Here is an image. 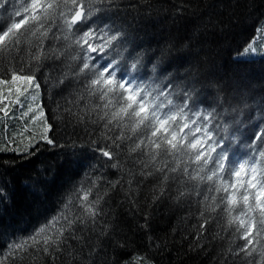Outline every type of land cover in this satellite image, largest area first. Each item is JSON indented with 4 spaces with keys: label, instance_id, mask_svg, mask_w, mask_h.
Segmentation results:
<instances>
[{
    "label": "trees",
    "instance_id": "obj_1",
    "mask_svg": "<svg viewBox=\"0 0 264 264\" xmlns=\"http://www.w3.org/2000/svg\"><path fill=\"white\" fill-rule=\"evenodd\" d=\"M18 4L7 0L0 7V22L5 8L11 12ZM106 7L78 27L83 31L109 25L123 33V41L114 42L120 44L116 51L91 55L101 64L118 60L120 70H130L138 59L131 75L139 80L194 89L195 108L220 112L228 126L224 134L235 137L233 159L245 158L249 138L264 130V55L246 59L238 53L249 42L264 41V0H114ZM51 31H57L56 24ZM64 44L50 32L44 48L63 49ZM35 51L22 43L10 56H0V67L34 64ZM75 54L69 47L65 55L45 60L36 70L55 146L45 141L30 146L25 137L31 132L18 135L25 127L35 132L26 93L19 96L23 107L15 103L18 94L0 98V108L8 112H0V264H247L252 259L264 264L258 254H235L245 241L220 209L206 210L211 201L194 194L177 198L178 185L172 181L163 182L159 173L141 175L140 161L147 157L129 152V141L121 149H109L119 160L118 167L110 166L114 161H107L98 149L108 148L111 141L100 124L92 123L100 113L95 105L101 102L81 100V84L70 74L57 82ZM71 113L83 115L84 122ZM92 182L96 187L88 199L103 197L98 204L101 214L94 224L74 225L75 238L68 239L54 261L31 248L10 253L11 242L28 239L59 217L69 200L78 203L84 191L93 188Z\"/></svg>",
    "mask_w": 264,
    "mask_h": 264
},
{
    "label": "snow or ice",
    "instance_id": "obj_2",
    "mask_svg": "<svg viewBox=\"0 0 264 264\" xmlns=\"http://www.w3.org/2000/svg\"><path fill=\"white\" fill-rule=\"evenodd\" d=\"M6 2L0 0V7ZM113 3L114 0H19L11 12L5 8L6 15L0 22V56H10L25 42L36 51L31 57L34 64L7 70L0 67V85H13L18 81L26 84L23 91L16 88L18 97L15 103L23 107L19 96H24L30 88H40L36 70L45 60L59 59L71 47L76 54L70 57L68 71L57 82L63 83L70 74L81 84V100L95 98L101 102L95 105L100 113L92 123L100 124L105 139L111 141L108 148L98 149L107 161H114L110 166L118 167L119 160L118 153L109 149H121L124 141H129V152L147 157V160L140 161L141 175L159 173L163 182L172 181L178 185L177 198L194 194L205 202L211 201L206 210L210 208L216 212L220 209L226 214L228 225L245 241L235 254L244 253L246 257L258 254L264 261V130L249 138L251 142L247 145L245 158L233 159L235 137L224 134L228 132V126L222 122L221 113L216 109L201 111L195 108L194 89L181 91L179 86L174 88L171 83L139 80L131 75L138 67V59L130 64V70H120L116 59L101 64L91 54L100 55L106 49L116 51L120 44L114 42H122L123 33L114 31L109 25L89 26L83 31L78 25L107 11L106 6ZM53 24L57 26L56 32L51 31ZM50 32L52 39L65 42L63 49L49 47L45 50L44 41ZM255 43V40L249 42L238 56L255 55ZM11 91L9 88V94ZM174 96H179V102L173 99ZM66 111L71 112L70 109ZM0 112L8 115L5 108H0ZM28 112L36 113L30 123L40 122V130L32 132L25 127L18 135L31 132L25 137L30 146L38 141L55 146V140L49 135L53 126L48 122L43 106L37 104L36 109L29 106ZM71 114L76 115L79 122H84L83 115ZM86 114L91 115L90 112ZM114 129L119 130L118 134L109 135ZM158 162L162 166L157 167ZM92 185L93 188L85 190L78 203L69 200L59 217L53 218L28 239L11 242L8 245L10 253L18 255L31 248L51 256L54 261L56 254L67 248L68 239L75 238L74 225L94 224L101 214L98 204L103 197L97 195L92 201L88 199L96 187L95 182ZM247 264H256V261L248 260Z\"/></svg>",
    "mask_w": 264,
    "mask_h": 264
},
{
    "label": "rangeland",
    "instance_id": "obj_3",
    "mask_svg": "<svg viewBox=\"0 0 264 264\" xmlns=\"http://www.w3.org/2000/svg\"><path fill=\"white\" fill-rule=\"evenodd\" d=\"M257 49V52L255 55H252V54H249L248 56H240L242 58H246V59H249V58H256V57H259L261 55H264V41L262 42H259L258 44H255L254 45ZM19 87L21 88V91H23V89L25 87H27L26 84H24L23 82H16L15 84L13 85H0V92L3 93L2 96H0V98L2 100H5V99H8L10 97H13L15 94L17 95L18 93L16 92V88ZM11 88L12 91H11V94H9L8 92V89ZM28 95V99L30 100V103H31V107L33 109H36V105L37 104H40L41 105V98H40V92H39V89H35V88H30L28 90V92L26 93ZM33 97H35V99H33ZM38 111V110H37ZM36 113L35 112H32V116L35 115ZM34 131L35 132H38L40 130V122H37L35 125H34Z\"/></svg>",
    "mask_w": 264,
    "mask_h": 264
}]
</instances>
